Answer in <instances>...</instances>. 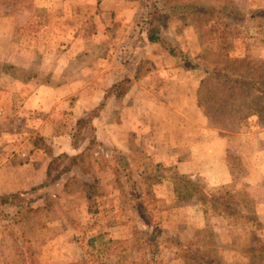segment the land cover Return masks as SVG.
I'll use <instances>...</instances> for the list:
<instances>
[{"label": "rangeland", "instance_id": "obj_1", "mask_svg": "<svg viewBox=\"0 0 264 264\" xmlns=\"http://www.w3.org/2000/svg\"><path fill=\"white\" fill-rule=\"evenodd\" d=\"M140 1L0 0V192L30 189L37 172L24 164L52 152L29 96L74 84L69 106L85 107L77 161L61 158L56 181L0 215V264H264V0H161L176 11L164 38L185 61L132 41ZM141 58L145 80L114 97L108 88ZM180 109L199 144L189 150L177 132L171 152L212 177L166 159ZM222 151L228 167L211 159ZM177 174L239 214L177 198ZM251 211L255 221L240 216Z\"/></svg>", "mask_w": 264, "mask_h": 264}, {"label": "crops", "instance_id": "obj_2", "mask_svg": "<svg viewBox=\"0 0 264 264\" xmlns=\"http://www.w3.org/2000/svg\"><path fill=\"white\" fill-rule=\"evenodd\" d=\"M121 79L122 78L118 80ZM144 80L145 79H143V77L138 80H135L133 85L124 94V96L129 93V91L134 85L143 82ZM116 81H114L113 83H115ZM76 92H78V90L74 84L56 86L42 85L25 101L24 108H26L27 113L38 112L41 115L36 118V120H34L33 124H35V127L37 128L36 130L39 132L40 135L53 142V144H50L52 152L48 155L51 159L61 153H77L82 146V143H80V145L78 146H74L73 144V136L77 128V121L81 116V112L85 108L81 107L79 101L75 103L74 107L70 108L72 104L70 101L74 100L72 99V97L77 94ZM104 97L106 98V93L104 94ZM114 97L118 98L117 96ZM102 103H104V101ZM66 109H69V111L66 112ZM171 114L174 116V119L176 118L177 120L175 122V128L173 127L174 129L165 130L166 134L168 135V153L166 159L169 158L173 162V164L176 165V169L179 172L191 173V171H196L205 173L208 176L212 177V174L208 170L202 168L204 166L198 164V162L194 159V156H192L191 154H189L187 157H182L181 153L171 152L181 151L180 148L182 145L177 144L175 138L173 137L174 134L177 132L184 134V146L188 147L189 150H194L192 148H197L199 144L196 142V140H194L193 131L189 128V123L191 121L188 117V114L181 109ZM71 120H73V122H71ZM39 150L41 151L40 148H38V151ZM50 158L44 160L42 159L40 163L34 162L33 164H24L26 168L25 170L37 172L34 177L32 176L31 179L28 180L32 181L30 187L40 182H43L46 179L48 175V165L51 160ZM211 159H214L213 162H217L219 164H224V166H227L224 151L216 154L215 158L211 157ZM191 167L199 168L192 169ZM228 172L229 171L223 172L224 179L228 175ZM21 188L22 187L13 188L12 186H10L7 188V191H1L0 195L4 193L15 192L20 190Z\"/></svg>", "mask_w": 264, "mask_h": 264}, {"label": "trees", "instance_id": "obj_3", "mask_svg": "<svg viewBox=\"0 0 264 264\" xmlns=\"http://www.w3.org/2000/svg\"><path fill=\"white\" fill-rule=\"evenodd\" d=\"M187 7V5H184ZM165 5V2L163 3L161 0H141L140 1V16L139 19L136 22V26L133 30L132 33V41L137 39L139 41V46L144 48L146 44L149 43H159L165 48L169 50L170 53L174 54L175 56L180 57L182 55V60L185 61V57L187 56L184 55V53L181 50H178L172 44L167 41L164 38V32L169 31L170 29V19L175 15L176 11H174L173 7H168ZM201 37V35H199ZM124 53L128 52L130 49H122ZM123 53V54H124ZM122 54V55H123ZM143 58L139 59L138 62L136 63V68L133 73V75L130 76H125L121 80L116 81L115 83L112 84V86L108 89L109 92L110 90L113 91L112 93H115L117 97H121L124 95L129 88L133 85L135 80H138L142 78V76L145 75V71H143ZM188 68H194L192 66L186 65ZM208 71V70H207ZM210 71V70H209ZM212 71L218 76L219 75V70L218 69H212ZM227 80H231L230 82L234 83H243L241 79H229L226 78ZM246 82V81H245ZM248 86L251 88V90H258L262 91V88L257 85H253L251 83H247ZM108 92V93H109ZM250 115V114H247ZM81 118L78 119L77 121V128L73 136V144L74 146L80 145L82 143V139L80 137V132H81ZM78 155L74 156H69L68 153H61L57 156H54L48 165V175L46 179L43 182H40L36 185H33L30 189L27 190H18L15 192H10V193H4L0 195V215L5 214V209L8 207V205L12 204L14 200L17 198H22L26 195H30L33 193V191L36 192L38 187H45L47 188L49 184L53 183L58 179V175L55 177H51V172L53 167L61 160L63 157H69L73 162H76V158ZM175 182H184L183 185L178 186V191L176 193L177 198L182 199V200H187L189 202L190 198L195 200L197 203L201 204H210L212 208H214V211L223 216H229L231 215H238L239 211L236 210L232 205H229V202L226 201L224 198L223 193H219L217 195L208 193L205 190L200 189V187L193 183L191 179L189 178L188 175H182V174H177L176 178L174 179ZM227 193V192H226ZM36 197H39L37 194ZM232 197V195H231ZM185 202V203H188ZM253 213V216H252ZM255 211H251L249 215H240L243 219H251L254 220L256 219V214Z\"/></svg>", "mask_w": 264, "mask_h": 264}]
</instances>
